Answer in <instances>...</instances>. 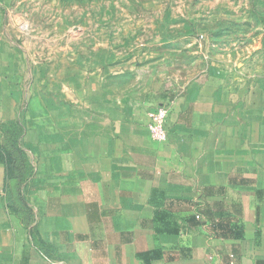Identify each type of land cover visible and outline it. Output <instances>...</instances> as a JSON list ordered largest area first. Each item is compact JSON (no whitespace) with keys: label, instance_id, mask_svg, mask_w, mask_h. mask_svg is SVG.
<instances>
[{"label":"crops","instance_id":"obj_1","mask_svg":"<svg viewBox=\"0 0 264 264\" xmlns=\"http://www.w3.org/2000/svg\"><path fill=\"white\" fill-rule=\"evenodd\" d=\"M0 60V264H264V78L210 65L141 94Z\"/></svg>","mask_w":264,"mask_h":264},{"label":"rangeland","instance_id":"obj_2","mask_svg":"<svg viewBox=\"0 0 264 264\" xmlns=\"http://www.w3.org/2000/svg\"><path fill=\"white\" fill-rule=\"evenodd\" d=\"M0 54L27 78L73 64L141 94L215 65L243 92L264 78V0H0Z\"/></svg>","mask_w":264,"mask_h":264},{"label":"built area","instance_id":"obj_3","mask_svg":"<svg viewBox=\"0 0 264 264\" xmlns=\"http://www.w3.org/2000/svg\"><path fill=\"white\" fill-rule=\"evenodd\" d=\"M170 109L167 106H160L149 113L148 129L151 137L158 142H165L168 139L167 123Z\"/></svg>","mask_w":264,"mask_h":264}]
</instances>
